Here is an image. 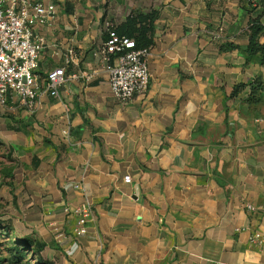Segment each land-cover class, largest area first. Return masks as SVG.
I'll list each match as a JSON object with an SVG mask.
<instances>
[{"label":"crops","instance_id":"obj_1","mask_svg":"<svg viewBox=\"0 0 264 264\" xmlns=\"http://www.w3.org/2000/svg\"><path fill=\"white\" fill-rule=\"evenodd\" d=\"M30 1L57 13L34 29V107H0V238L30 241L33 264H264V93L256 106L249 87L232 97L264 84L242 0H123L125 16L159 14L148 92L127 105L101 55L110 0ZM77 209L89 210L81 235Z\"/></svg>","mask_w":264,"mask_h":264},{"label":"built area","instance_id":"obj_2","mask_svg":"<svg viewBox=\"0 0 264 264\" xmlns=\"http://www.w3.org/2000/svg\"><path fill=\"white\" fill-rule=\"evenodd\" d=\"M56 13L57 5L53 3L0 0V107L7 106L10 96L20 98L29 108L37 102L41 89L37 69L44 42L35 36L34 29L48 24ZM109 26L106 23L107 29ZM108 33L101 50L102 61L114 99L127 105L148 92L151 49L136 50L134 40L121 38L114 31ZM65 74L66 69L60 67L47 75L46 91L51 96H58L59 87L66 81ZM124 181L130 183L131 177L125 176ZM74 212L80 217L75 233L81 235L86 232L89 210ZM257 239L255 236L252 241Z\"/></svg>","mask_w":264,"mask_h":264},{"label":"trees","instance_id":"obj_3","mask_svg":"<svg viewBox=\"0 0 264 264\" xmlns=\"http://www.w3.org/2000/svg\"><path fill=\"white\" fill-rule=\"evenodd\" d=\"M242 8L249 14L247 31L249 33V44L245 50L248 57L259 56L261 64L264 65V43L260 38L264 35V0H242ZM158 12L133 11L119 25L110 24L107 29L106 21L103 22L105 41L108 39V30L114 31L121 38L134 40L135 49H151L154 44L155 23L158 19ZM238 49L234 44H226L221 47V51H233ZM249 87V105H259L263 100L264 84L262 82H251L249 84H238L235 86L232 97H236ZM14 255L9 264H17L25 260L28 256L30 241H12ZM4 259L0 260L3 263Z\"/></svg>","mask_w":264,"mask_h":264},{"label":"rangeland","instance_id":"obj_4","mask_svg":"<svg viewBox=\"0 0 264 264\" xmlns=\"http://www.w3.org/2000/svg\"><path fill=\"white\" fill-rule=\"evenodd\" d=\"M127 2V4H131L133 2H139L145 5H148L152 2V0H124ZM122 2L123 0H110V5L108 9H106L105 11V21L106 23H110V24H116L119 25L122 22L125 21V18L127 16H125L124 14V10L122 7ZM12 240L11 241H7V239L1 237L0 241L3 242L1 244V248H0V255H1V259H4L5 256L8 257H12L14 255V250H13V244H12ZM11 249V250H10ZM0 264H4V263H0ZM17 264H33L31 260H26Z\"/></svg>","mask_w":264,"mask_h":264}]
</instances>
